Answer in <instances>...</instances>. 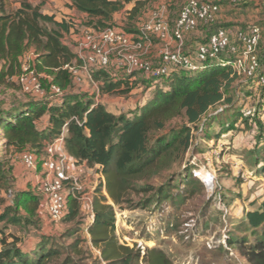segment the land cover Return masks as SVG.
<instances>
[{
  "label": "trees",
  "instance_id": "16d2710c",
  "mask_svg": "<svg viewBox=\"0 0 264 264\" xmlns=\"http://www.w3.org/2000/svg\"><path fill=\"white\" fill-rule=\"evenodd\" d=\"M66 1L70 3L69 7L85 16L82 25L93 30L113 27L114 16L121 13L126 5L131 4L132 8L125 16L126 25L128 24L125 27L126 32L150 2ZM213 26L209 27L208 34L215 30L211 31ZM70 28L65 21L58 22L54 16L43 14L39 5L35 6L23 0L19 8L8 11L0 1V86L5 84L4 78L17 74L19 59L31 47L36 51L33 60L35 70L45 72L50 78L49 82L63 92L58 102L43 98L45 100H38L43 101V104L28 102L5 111L0 109V136L3 142L0 157L5 160L8 155L23 151L40 155L46 144L57 138L64 127L63 146L66 154L77 163L84 162L90 168L99 166L107 196L114 206H120L129 191H133L138 182L148 180L153 170L160 166L165 158L174 155L176 161L189 149L194 140L193 132L198 131L209 109L220 104L230 108L232 101L226 94L238 80V75L231 67L216 64L205 65L192 73H172L163 79L164 85L155 84L160 86L156 91L154 85V92L136 111L129 115H113L85 94L70 92L72 78L64 67L78 63L63 39ZM93 79L103 83L100 88L103 94L128 93L127 89H121V81L111 80L106 70L94 72ZM215 115L213 119L220 116L218 113ZM258 115L257 113L256 122L263 126ZM43 116H46L47 124L38 128L36 121ZM179 118V124H171ZM233 124L235 123L225 121L212 135L218 139L224 132L231 131ZM11 169L12 166L8 167L7 173H10ZM260 173L264 175V163L260 166ZM141 191H153V188L149 186ZM163 194L162 190L159 191L156 198H161ZM96 195L92 202L94 218L88 231L92 243L100 247V257L105 264H173L160 249L141 251L136 246L129 248L120 244L114 234L113 207L105 204V197ZM18 196L24 208L31 213L43 211L42 200L38 195L24 191ZM9 213L8 208L0 210V223H12L13 220H7ZM77 213L76 200L70 198L64 218L73 220ZM263 225L264 185L256 210L244 213V226L246 231L253 235L254 241L247 245L244 239L228 238V248L236 244L249 264H264ZM257 230L260 231V236H255ZM19 243L18 237L6 235L0 230V264H51L61 255L45 238H41L29 252H24ZM70 247L74 251L77 249L76 245ZM65 263L66 260L60 264Z\"/></svg>",
  "mask_w": 264,
  "mask_h": 264
},
{
  "label": "rangeland",
  "instance_id": "374dc122",
  "mask_svg": "<svg viewBox=\"0 0 264 264\" xmlns=\"http://www.w3.org/2000/svg\"><path fill=\"white\" fill-rule=\"evenodd\" d=\"M0 1L8 11H14L20 7L23 0ZM24 1L39 5L40 11L53 13L58 20L64 21L62 18L70 17L66 14V6L64 13L63 10L55 9L51 0ZM185 2L186 0H152L131 23L127 32L134 33L136 27L142 26L150 13L161 7H164V12L170 20H175ZM253 2L254 0H243L239 6H232L227 1H219L228 22L224 28L238 27L245 30L249 24H256L264 30V23L257 21L261 16L260 12L264 15L261 2L257 0L258 5L251 7ZM247 7L252 9L246 10ZM256 9L260 11L252 12ZM117 15L113 27L126 31L128 24L126 25L125 15ZM73 19L77 20L75 17ZM214 29L216 27H211V31ZM79 32L75 31L76 34ZM262 38L258 56L264 71V32ZM30 55L34 63L36 51L30 47L19 59L20 65L24 58ZM230 57L226 53L222 55L225 59ZM36 72L46 87L50 78L43 71L36 69ZM134 75L133 81H127V78L125 82L121 80L122 87L127 89V92L129 88L137 85L150 86L151 82L146 80L143 74ZM14 76L4 78L5 84L0 86V109L5 111L28 102L43 104V101L38 100L45 99L24 94L15 83ZM158 84L164 85L163 80ZM71 85L70 92L93 98L82 90H92L90 81L85 78L80 82L71 79ZM159 87L155 85V91ZM153 92L154 90H151L149 94ZM262 93V89H256L252 82L238 76V80L226 94L232 101L230 108L220 104L209 109L198 131L193 132L194 140L189 149L176 161L174 155L165 158L162 164L153 170L148 180L138 182L136 188L129 191L120 206L113 205L98 180L92 185V191L87 185L79 182L81 188L74 192L77 196L78 213L73 220H67L65 217L59 222H52L42 210L31 213L25 209L18 196L20 192L31 191L36 196L38 193L35 188L31 190L26 172L16 177L17 174H13L15 168L12 167V171L7 173L8 167L19 163L18 154L8 155L5 160L0 157V210L8 208L10 213L7 220H13L12 223H0V230L4 234L18 237L19 245L24 247L33 248L41 238H45L61 253L51 264H60L64 260L67 262L65 264H105L100 257V247L92 243L88 231L94 218L92 202L97 194L96 196L106 198V205L113 207L114 234L122 245L129 248L136 246L141 251L160 249L173 264H249L239 252V246L235 244L228 248L227 239L241 238L247 245L254 241L253 235L246 231L244 226V213L256 210L263 192L264 175L260 173V166L264 163V125L259 126L256 122L257 113H260ZM217 113L220 116L213 119ZM225 121L235 123L232 130L224 132L218 139L214 138L212 132L218 130L219 125ZM180 122L179 118L171 124ZM36 123L39 124L40 119ZM2 143L0 136V154ZM196 175L201 179L204 175H209L212 181L205 184L203 179ZM149 186L153 191H141ZM161 190L163 196L156 198V193ZM256 232L255 236H260V231ZM72 245H76V251L70 247Z\"/></svg>",
  "mask_w": 264,
  "mask_h": 264
},
{
  "label": "built area",
  "instance_id": "2783aa9c",
  "mask_svg": "<svg viewBox=\"0 0 264 264\" xmlns=\"http://www.w3.org/2000/svg\"><path fill=\"white\" fill-rule=\"evenodd\" d=\"M219 1L221 0H186L172 27L165 18L164 7H161L149 14L134 36H129L115 27L86 31L78 45V63L65 66L64 69H67L74 81L80 82L84 78L90 81L94 72L116 65L126 75L143 74L154 86L172 73H192L210 64L229 66L238 76L252 82L256 89L263 90L258 119L264 125V71L258 56L262 31L258 25L249 24L245 30L236 32L234 36L225 28L215 29L205 42L197 45L195 61L183 51L185 34L195 31L199 26L210 27L217 22ZM224 1L232 6H239L242 2ZM260 2L264 7V0ZM151 39L160 44L156 60L143 57L145 44ZM224 53L231 57L222 58ZM31 57L32 55L24 58L18 74L13 78L15 83L26 95L58 102L63 92L50 82L46 87L43 86ZM75 121L77 122L76 119ZM64 135L63 127L61 134L46 144L40 155L29 151L17 155L21 166L38 176L35 189L42 200L43 212L52 222H59L64 218L68 200H76L74 192L81 188L78 178L68 175L66 170L70 157L64 151ZM196 177L200 178L199 175ZM211 181L209 176L203 182L208 184ZM100 185L104 186V182Z\"/></svg>",
  "mask_w": 264,
  "mask_h": 264
},
{
  "label": "crops",
  "instance_id": "0c3cea01",
  "mask_svg": "<svg viewBox=\"0 0 264 264\" xmlns=\"http://www.w3.org/2000/svg\"><path fill=\"white\" fill-rule=\"evenodd\" d=\"M152 0H150L151 2ZM149 2V3H150ZM51 3H54V8L58 9V10H65V6H66V14L70 15V17L68 19L66 18H62L66 23H68L71 28L70 31L67 35L64 36V43L66 41H68V43H65L66 46L71 50V52L76 56L78 53V45L80 42H82L84 34L86 31H91L92 29L90 27H86L81 25V22L83 21V18L85 17L84 15L78 13L74 8L69 7L70 3L66 0H51ZM252 4V3H251ZM251 4L249 6H251ZM149 5V4H148ZM258 5L257 0H254L253 4L251 7H255ZM64 7V8H62ZM62 8V9H61ZM132 8V5H126L124 7V9L121 11L122 14L126 16V12L129 11ZM248 9H252L250 7H247L246 10ZM262 11H264V7L262 6L261 8ZM259 9H256L255 11L252 12H259ZM42 12V11H41ZM45 15L48 16H53V13H49V12H42ZM65 13V11H64ZM261 16L260 18H257V21H260L262 24L264 23V15L263 12H260ZM118 15L114 16V21L116 20V17ZM149 16V15H148ZM76 18L77 20L73 19ZM148 18V17H147ZM165 18L169 24L170 27H172L174 25L175 20H170L167 15L165 14ZM177 18V16H176ZM54 19L58 22H60L61 20H58L55 16ZM80 19V20H79ZM125 20V19H123ZM68 21H71V23H69ZM230 23V21H229ZM225 24H228L227 20H225V15H223V10L220 8V12L218 15V19L217 22L214 24L213 27H223L226 26ZM80 26V29H78V27ZM77 29V30H76ZM226 30H228L230 32V34L232 36H234L236 34V32L240 31L241 29H239L238 27L234 28H225ZM138 30V26L136 27V30L134 33H130V32H126L124 31L127 35L129 36H134L136 34ZM262 32H264L263 28H261ZM75 31H80L79 34H76ZM210 29L209 27H204V26H199L195 31L190 32L188 34L184 35L183 38V51L190 55L191 57H193V60L195 61V51H196V47L198 44L205 42L207 37H208V33H209ZM160 51V44L157 40L155 39H151L149 42H147L145 44V51L143 52V57L147 58V59H154L156 60L158 58V54ZM113 57V56H112ZM114 58V57H113ZM106 71H108L110 78L112 81L114 82H119L121 80H123V82L126 81H133L135 79V75L134 74H130V75H126L123 70L121 68H119L116 65H113L111 67H109ZM91 86H92V90L89 92V88H85L82 89L85 93H88L90 96H93V101L96 104H100L101 106H103L105 108V110L108 113H111L113 115H120V114H126L129 115L131 112L136 111L139 107H141L148 99H149V92L151 90H153L154 86H150L149 85H137L134 88H130L131 90L126 94V95H120V94H103L100 93V88L102 87V82L101 81H95L93 79V75L91 77L90 80ZM131 85V84H129ZM160 85V84H159ZM122 85H121V89H122ZM97 91H99V93H97ZM140 92H143L144 94L141 95ZM101 94V95H100ZM149 95V96H148ZM129 113V114H128ZM47 124V118L46 116H43L40 119V123H36V126L38 128L44 127ZM40 125V126H39ZM65 151V149H64ZM15 168V171L13 172V174H17L16 177L22 175V172H26L28 174V182L29 185L31 186V190L33 191L34 188L37 185V181H38V176L36 175V173L34 172H30L25 170L20 163L15 164V166H12ZM67 173L68 175H72L74 177H77L79 182L82 183L83 185H87L88 189H90V191L93 190L94 186L92 187V185L94 184V182L96 180H98V182L101 184V182L103 181V175L101 173V169L99 168V166H94L92 168L88 167L84 162L82 163H77L76 161H74L73 159H69L68 165L66 167ZM6 235H8V233H6ZM21 249L24 252H29L32 247L31 246H20ZM1 249V246H0Z\"/></svg>",
  "mask_w": 264,
  "mask_h": 264
},
{
  "label": "bare ground",
  "instance_id": "6f19581e",
  "mask_svg": "<svg viewBox=\"0 0 264 264\" xmlns=\"http://www.w3.org/2000/svg\"><path fill=\"white\" fill-rule=\"evenodd\" d=\"M207 178H209V175H204L202 179L205 182L207 180Z\"/></svg>",
  "mask_w": 264,
  "mask_h": 264
}]
</instances>
